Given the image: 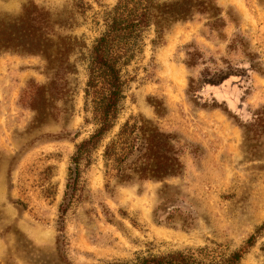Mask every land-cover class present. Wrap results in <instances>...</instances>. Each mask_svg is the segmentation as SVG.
<instances>
[{"label": "rangeland", "instance_id": "374dc122", "mask_svg": "<svg viewBox=\"0 0 264 264\" xmlns=\"http://www.w3.org/2000/svg\"><path fill=\"white\" fill-rule=\"evenodd\" d=\"M86 1L92 8L83 15L72 0H0V33L32 3L60 23L56 35L77 37L86 54L102 31L94 21L117 0ZM185 1L191 16L167 25L157 45L147 41L129 67L134 79L120 114V122L140 117L175 137L179 174L107 191L97 159L63 231L58 206L69 160L92 129L83 123L80 51L70 58L76 70L64 99L40 124L20 98L30 83L47 85L44 59L0 51V264H111L211 243L234 250L262 224L264 0H160ZM263 249L264 237L240 264H264Z\"/></svg>", "mask_w": 264, "mask_h": 264}, {"label": "trees", "instance_id": "16d2710c", "mask_svg": "<svg viewBox=\"0 0 264 264\" xmlns=\"http://www.w3.org/2000/svg\"><path fill=\"white\" fill-rule=\"evenodd\" d=\"M72 6L83 15L92 8L86 0H72ZM192 8L186 1L167 4L160 0H117L94 21L102 26V31L86 49V54L82 53L85 44L77 37L56 35L54 26L60 23L53 20L48 11L32 3L23 7L21 15L13 22V29L0 33V51L39 55L50 72L47 85L30 83L20 98L21 103L35 112L36 124L54 116L55 103L64 99L68 91L66 77L76 70L70 58L78 50L77 60L85 67L83 123L92 129L75 145L69 160L65 192L58 206L60 231L64 230L67 213L84 199L83 175L97 159L101 161L103 186L107 191L113 184L162 180L179 174L181 150L175 137L140 117L130 116L120 122V114L127 85L134 79L129 67L141 59L147 41L152 46L157 45L165 27L187 20ZM151 32L155 34L153 39H149ZM229 76L218 78V82ZM49 170L52 168L48 167ZM43 193L51 197L54 188L50 185ZM262 237L264 221L234 250L211 243V246L149 254L134 261L111 264H240Z\"/></svg>", "mask_w": 264, "mask_h": 264}]
</instances>
